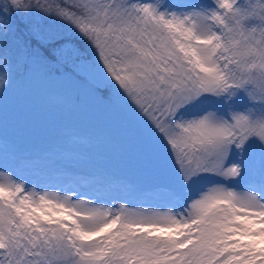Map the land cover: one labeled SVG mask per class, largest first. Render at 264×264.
I'll use <instances>...</instances> for the list:
<instances>
[{
	"label": "snow or ice",
	"instance_id": "1",
	"mask_svg": "<svg viewBox=\"0 0 264 264\" xmlns=\"http://www.w3.org/2000/svg\"><path fill=\"white\" fill-rule=\"evenodd\" d=\"M169 9L0 2V47L50 76L103 82L96 91L139 126L149 177L96 196L40 185L28 161L0 157V264H264V0Z\"/></svg>",
	"mask_w": 264,
	"mask_h": 264
},
{
	"label": "rangeland",
	"instance_id": "2",
	"mask_svg": "<svg viewBox=\"0 0 264 264\" xmlns=\"http://www.w3.org/2000/svg\"><path fill=\"white\" fill-rule=\"evenodd\" d=\"M171 10L180 11L181 7L192 4H207L210 0H160ZM163 9V5H162ZM84 56H88L85 54ZM40 71L35 72L38 75ZM92 84V79L88 78ZM30 86L31 95L20 98L29 108L17 106L18 97L7 98L0 104V157H15L19 161H28L24 174L40 185L62 189L83 190L96 196H106L123 192L124 185L131 179H141L129 175L130 168H144V159L148 152L147 144L139 130V126L124 122L125 110L115 113L106 110L108 116L87 117L77 112L70 115L74 122H62L65 115L59 111L70 104L66 99V89L47 90L50 82L37 78ZM42 89V92L39 90ZM41 93V94H40ZM72 90L69 94L74 95ZM80 103L85 104L87 94H79ZM87 103V101H86ZM89 106V105H88ZM72 109H68L71 111ZM31 113V117L24 115ZM19 116V117H16ZM92 119L90 123L86 120ZM85 121V122H84ZM35 126L29 129L30 125ZM28 128V129H27ZM40 128V129H38ZM13 129L15 135L3 134L1 131ZM38 134L37 143L26 145L29 136ZM49 139V146H39L44 138ZM19 142L20 147L15 146ZM141 146V147H140ZM138 147L141 151H138ZM99 148V150L97 149ZM145 148V154L142 149ZM98 150V151H97ZM102 160V161H101ZM143 160V161H141ZM122 167H119V165ZM138 164H141L140 166ZM118 166V168L116 167ZM126 171V172H125ZM145 179V178H144Z\"/></svg>",
	"mask_w": 264,
	"mask_h": 264
},
{
	"label": "trees",
	"instance_id": "3",
	"mask_svg": "<svg viewBox=\"0 0 264 264\" xmlns=\"http://www.w3.org/2000/svg\"><path fill=\"white\" fill-rule=\"evenodd\" d=\"M23 22L22 19H20L19 17H16L14 19V25L17 29V35L20 37H23V33L21 30V25L20 23ZM26 22V20L24 21ZM27 26H28V21H27ZM44 27H53V28H57L59 27V25H57L55 22L52 21H47L44 22L43 24ZM67 34V32H65V35ZM72 39V37H71ZM75 42V41H73ZM77 47H80L79 44L76 45ZM12 48L13 53L10 52V49ZM12 58V59H11ZM11 59L12 63H9L7 60ZM24 64H23V56L20 54L19 50L17 49L16 45L13 43H9L7 46L4 47H0V75H3L5 73V71L7 72V80L8 83L6 85L9 86H15V83L10 82L11 78H20V76L23 73L24 70ZM103 85L102 87H98L99 85ZM105 84L103 82H101L100 80H98V84L97 86H94L93 89V93L95 95V97H97V99H101L103 101L108 100L109 102H112V97L110 99H104L103 96L96 91V88H104ZM0 91H1V87H0Z\"/></svg>",
	"mask_w": 264,
	"mask_h": 264
},
{
	"label": "clouds",
	"instance_id": "4",
	"mask_svg": "<svg viewBox=\"0 0 264 264\" xmlns=\"http://www.w3.org/2000/svg\"><path fill=\"white\" fill-rule=\"evenodd\" d=\"M0 2H2V0H0ZM7 83H8L7 72L5 71L3 75H0V87L5 86Z\"/></svg>",
	"mask_w": 264,
	"mask_h": 264
}]
</instances>
